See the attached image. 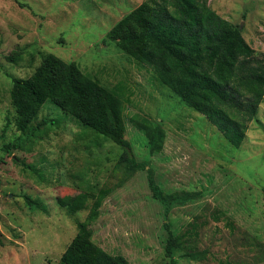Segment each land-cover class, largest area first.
<instances>
[{"label":"rangeland","instance_id":"rangeland-1","mask_svg":"<svg viewBox=\"0 0 264 264\" xmlns=\"http://www.w3.org/2000/svg\"><path fill=\"white\" fill-rule=\"evenodd\" d=\"M146 1L0 0V264H60L102 189L109 195L91 226L94 243L130 264H171L148 171L175 200L168 224L182 238L177 264H264V103L235 148L106 39ZM208 2L264 55V0ZM49 55L124 88L125 139L145 171L129 169L120 147L52 102L27 133L17 130L13 81L30 78ZM144 120L163 134L160 151L137 130ZM5 144L21 148L4 153ZM26 196L47 212L30 210Z\"/></svg>","mask_w":264,"mask_h":264},{"label":"trees","instance_id":"trees-1","mask_svg":"<svg viewBox=\"0 0 264 264\" xmlns=\"http://www.w3.org/2000/svg\"><path fill=\"white\" fill-rule=\"evenodd\" d=\"M106 39L205 117L232 146L241 147L264 103V55L257 54L238 26L220 16L208 0H148L125 15ZM10 97L19 132L27 133L45 103L52 102L65 115L78 120L83 129L95 131L120 147V162L129 169L146 170L147 164L137 162L125 139L127 99L122 86L107 88L77 64L49 55L30 78L13 81ZM136 127L146 136L149 148L161 150L163 134L158 126L144 120ZM3 139L4 134L0 135ZM20 148L5 144L1 151L10 153ZM147 176L153 197L163 208L168 231L166 256L171 264H177L175 254L182 238L168 224L174 197L165 194L151 171ZM108 192L100 191L60 264H130L125 257L111 255L93 241L91 226L100 217ZM25 201L33 212H47L42 202L29 196Z\"/></svg>","mask_w":264,"mask_h":264}]
</instances>
